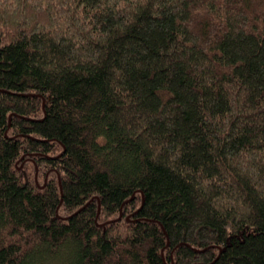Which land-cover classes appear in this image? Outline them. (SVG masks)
<instances>
[{
    "label": "trees",
    "instance_id": "obj_1",
    "mask_svg": "<svg viewBox=\"0 0 264 264\" xmlns=\"http://www.w3.org/2000/svg\"><path fill=\"white\" fill-rule=\"evenodd\" d=\"M0 264H264V0H0Z\"/></svg>",
    "mask_w": 264,
    "mask_h": 264
}]
</instances>
